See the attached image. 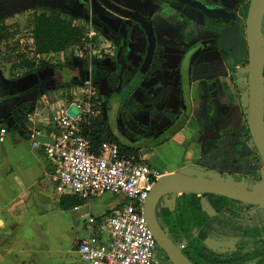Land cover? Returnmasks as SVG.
<instances>
[{"label":"crops","instance_id":"crops-1","mask_svg":"<svg viewBox=\"0 0 264 264\" xmlns=\"http://www.w3.org/2000/svg\"><path fill=\"white\" fill-rule=\"evenodd\" d=\"M127 1L149 14L158 38L154 60L141 87L151 95L158 94L161 100L167 88L173 91L171 95L178 89L183 91L181 86L175 89L172 78L180 64V46L188 47L206 36L201 19L189 8L164 0ZM46 10L72 16L86 27L90 18L95 17L94 23H99L124 46L134 48L133 67L141 63L147 43L144 32L133 31L131 22L110 12L100 0H13L11 4H0V20L5 16L21 21L24 15L33 16ZM100 36L111 46V52L101 61L114 69V46L105 35ZM136 37L137 44L133 40ZM29 41L32 45L33 40ZM71 51L63 53L65 61L75 63L72 69L64 68L65 61L59 65L44 60L36 74L22 71L12 79L0 71V130L6 131L0 136V264H82L78 248L95 231L89 219L99 221L127 202L124 196L104 195L84 201L71 194H61L53 182L54 167L45 148L34 146L35 131L54 140V113L66 109L71 100L70 89L82 84L85 78L80 67L85 59ZM183 62L188 63L187 59ZM224 67L214 55L200 57L192 65L191 77L186 74L182 78L185 83H191L189 99L193 116L188 126L166 143L154 147H148L149 143L138 145L142 147L139 157L160 169L164 176L194 166L203 152L211 151L220 137L233 130L236 117L245 109L246 104L238 102L230 79L221 73ZM103 90V87L99 89L100 94ZM127 111L129 120L123 123L124 112L120 121L130 126L137 121L138 109L132 105ZM214 112L216 119L211 116ZM111 133L116 137L112 129ZM75 199L79 203L73 205ZM213 240L216 242L212 243ZM226 240L216 237L208 245L223 252L225 249L220 245Z\"/></svg>","mask_w":264,"mask_h":264},{"label":"flooded vegetation","instance_id":"flooded-vegetation-1","mask_svg":"<svg viewBox=\"0 0 264 264\" xmlns=\"http://www.w3.org/2000/svg\"><path fill=\"white\" fill-rule=\"evenodd\" d=\"M172 4H176L182 7L189 8L192 10L197 19H201L202 27L205 30L206 36L203 39H198L192 43V45L188 47H184V45L180 46L182 50V54L179 58L180 64L176 66L174 72H176L172 78V84L175 89H178L181 86L183 91L177 90L175 95H171L170 88L166 90V96L164 100H161L158 94L151 95L149 90L145 87H141L144 80L138 87L127 94V87L130 82L134 78V76L138 73L139 68L143 62V59L146 55V51L148 48V40L146 37V49L143 55V59L139 66L136 68V65L133 67V60L136 53H134V48L129 49L128 45H123V43L117 39L113 34L106 31L99 23H94L96 25V29L99 31L101 35H105L108 40L114 46V59H115V67L114 69H110L103 64V61H96L92 68L91 76L94 80V83L98 89L101 87L104 88L102 94L99 92V102L100 107L102 108L101 115L108 122L107 111L111 109V105L117 106L118 110L115 114V122L117 124L116 128L118 131V136L116 138L123 144L128 145L133 152L134 155L140 156L139 152L142 147H139V144L149 143L148 147H154L157 144H163L170 141L173 137L181 133L188 126L189 122L193 116V107L190 101V87L191 83H185L182 81V78L186 76V74L191 77L192 73V65L204 54L214 55L217 59V62L223 63L225 66L221 73H225L226 76L230 79L236 93V97L240 104L245 102L246 107L239 114V116L235 119V126L233 130L226 133L224 136L220 137L214 144V148L211 151L203 152L202 155L199 156V161L194 163L195 168H200L205 171L215 172L220 175H226L231 177H240L241 181L246 179V182L250 184L251 182H259L262 180V173L264 170V159L262 158L259 150L256 147L255 142L253 141L249 126H248V103H249V75H248V53L247 47L245 46V53L243 56V60L240 63H235L232 60V57L229 55L228 51L225 48V41L223 40V36L220 31L229 25L220 22V21H211L207 20L204 16L202 10L196 7L180 5L173 0H164ZM201 4H203L208 9L215 10H225L229 14H234L236 20L233 21L234 24L242 23L241 33L243 36H246V21L244 12L250 8L251 0H195ZM248 17V15H247ZM99 25V27L97 26ZM156 31V30H155ZM264 34V19H263V28ZM157 35V34H156ZM134 43L137 44V37L133 39ZM158 42V38H157ZM157 49V44H156ZM156 54V50H155ZM154 54V56H155ZM184 59H187V64L184 63ZM154 60V57H153ZM152 60V61H153ZM83 62V63H82ZM81 62V70L83 71V75L88 74V66L87 62L83 60ZM66 63V64H65ZM75 66V63L71 61L64 62V68L72 69ZM101 67L104 69V73L98 74L96 72L97 67ZM44 71L47 72L44 68ZM149 72V71H148ZM235 72V73H233ZM148 74V73H147ZM234 74L237 77L234 79ZM11 77V76H10ZM182 81V82H181ZM236 85L240 88V92L237 91ZM45 86V85H44ZM40 90H44L43 87H40ZM124 93V98L120 101L113 102L110 104L111 99L113 101L119 95ZM170 94V95H169ZM160 100V102H159ZM134 106L137 111V121L129 125H123L129 119H126L130 115L128 113V106ZM113 108V107H112ZM126 112V116H124L123 123L121 120L122 114ZM215 119L217 118L216 112L213 113ZM221 115V114H220ZM219 115V116H220ZM220 121V119H217ZM215 120V121H217ZM110 130L112 129L109 125ZM133 132V133H132ZM127 143V144H126ZM131 144V145H129ZM136 145L133 147L132 145ZM246 148L247 152L245 155H242L241 149ZM254 191V190H248ZM263 192V191H256ZM182 196L183 194H170ZM168 196V195H167ZM201 196V195H198ZM205 199V198H203ZM207 200V199H206ZM204 203V202H203ZM253 209L249 210L243 216H248L250 214L257 213V207L264 208V206H253ZM255 207V208H254ZM157 204L154 209L155 219L160 226V223L157 218ZM209 208L208 200L207 207ZM210 211V210H209ZM214 215L216 216L215 212ZM147 218V217H146ZM148 220V219H147ZM149 223V222H148ZM161 227V226H160ZM162 229V227H161ZM164 234L167 236L166 232L162 229ZM199 230H195L193 232L194 236H197ZM217 238H227L234 240V246L230 249H234L238 238L224 235L219 232H212L206 240V245H208V241L211 239ZM169 239V238H168ZM170 240V239H169ZM188 240H183L179 245H175L180 250L185 249L188 245ZM158 244V243H157ZM212 249V248H211ZM160 247L156 250V254H158ZM158 256V255H157Z\"/></svg>","mask_w":264,"mask_h":264},{"label":"built area","instance_id":"built-area-1","mask_svg":"<svg viewBox=\"0 0 264 264\" xmlns=\"http://www.w3.org/2000/svg\"><path fill=\"white\" fill-rule=\"evenodd\" d=\"M84 42L82 48L75 49L87 62L88 74L82 84L70 89L71 100L66 109L54 114L55 144L36 142L35 137L41 133L35 131L34 146L45 148L54 167L53 182L61 194H71L84 201L104 195L124 196L127 201L99 221L89 219L95 231L78 248L82 264H156L158 244L146 218L145 203L163 173L144 157L124 154L117 143L103 144L98 155L92 152L91 142L83 134V126L97 115L95 105H100L91 72L94 63L111 52V46L102 40L92 21ZM39 59L59 65L65 61L58 53ZM72 106L80 110L76 118L68 114ZM5 133V129L0 130L1 137Z\"/></svg>","mask_w":264,"mask_h":264},{"label":"trees","instance_id":"trees-1","mask_svg":"<svg viewBox=\"0 0 264 264\" xmlns=\"http://www.w3.org/2000/svg\"><path fill=\"white\" fill-rule=\"evenodd\" d=\"M247 15L248 9L243 16L247 18ZM6 19L4 16L0 20V49L12 37ZM31 21L33 44L26 45L22 52H17L22 47L19 42L12 47L7 46L11 52H17L11 72L20 69L27 75L36 74L37 69L42 67L40 56L67 52L85 45L87 27L72 16L46 10L33 14ZM0 53L3 54L2 51ZM6 59L10 61L13 58L4 55ZM96 72L104 73V69L98 66ZM11 77L14 79L17 75ZM236 77L234 74V79ZM239 88L236 85L238 92ZM94 109L97 115L83 126V134L90 140L92 152L98 155L103 144L117 143L124 154H135L111 133L108 122L101 115L100 105L96 104ZM246 152V148L241 149L242 155ZM203 198L208 200L210 209L204 206ZM78 203L77 199L73 201V205ZM257 208L256 214L246 217L243 214L253 209L248 204L216 194H183L163 197L157 203L156 210L160 226L174 245H179L183 240L189 241L182 253L193 264H264V208ZM196 229L199 233L194 236ZM214 231L238 238L234 249L218 252L209 248L206 240Z\"/></svg>","mask_w":264,"mask_h":264},{"label":"water","instance_id":"water-1","mask_svg":"<svg viewBox=\"0 0 264 264\" xmlns=\"http://www.w3.org/2000/svg\"><path fill=\"white\" fill-rule=\"evenodd\" d=\"M12 1L0 0V4H11ZM100 1L110 12L131 22L133 31L141 29L148 40L146 55L139 71L126 89L127 94H130L141 84L151 68L157 44L156 31L149 14L144 13L141 8L134 7L129 1ZM173 1L180 5L199 8L209 22L220 21L229 25L222 29L220 33L225 41V48L235 63H240L243 60L245 46L247 47L249 62L248 126L251 137L264 159V34L262 31L264 0H251L246 21V36L241 33L242 23H233L236 20L234 14H229L225 10L208 9L195 0ZM90 19L93 23L96 21L95 17ZM101 95H103L102 92ZM79 113L80 110L76 106H72L68 111V114L73 118H76ZM35 141L44 144H55V140L44 135L36 136ZM214 174L211 171H205L200 168H185L180 173L163 175L151 190L150 196L145 203V214L156 241L165 254L163 258L165 261L168 260L169 264L193 263L182 253V250L168 239L155 219V206L163 197L170 194H216L248 205L264 206V191L242 190L224 181H217L213 178ZM207 176L210 179H206Z\"/></svg>","mask_w":264,"mask_h":264},{"label":"rangeland","instance_id":"rangeland-1","mask_svg":"<svg viewBox=\"0 0 264 264\" xmlns=\"http://www.w3.org/2000/svg\"><path fill=\"white\" fill-rule=\"evenodd\" d=\"M21 21H20V18L16 19L15 17L14 18H9V19H6V24L12 34V37L10 38L9 42L7 44H3L2 45V48L0 49V51L3 52L0 53V71L4 72V74L8 77H10L11 75H20L22 74L23 72L20 70V69H17V70H13L11 72V66L12 64L14 63L15 61V58L14 56L17 54V52H22L23 48L26 46V45H30V41L29 39L31 38V30H30V25H31V20H32V15H29V16H26L24 15L23 17H21ZM15 42H19V44L22 46L17 52H11L10 49L7 47H12ZM25 49V48H24ZM76 49H72V51ZM72 51L70 53H72ZM4 55L6 57L8 56H11V59L10 61H8L7 59L4 60ZM72 56V54H71ZM65 55L64 53L62 55L59 56V58H64ZM124 93H122L121 95L117 96L115 98V100L113 101V99H111L110 101V104H112L113 102H116V101H120L121 99H123L124 97ZM114 104V103H113ZM113 104L111 105V109L109 111H107V118H108V121H109V125L110 127L112 128V132L118 136V131H117V124L115 122V114L117 113V106H113ZM113 107V108H112ZM58 111L56 110L54 114H57ZM126 119H129V117L127 116ZM133 133V132H132ZM213 178L216 179L217 181H228L231 185L235 186V187H238L242 190H254V191H264V170H263V173H262V180L259 181V182H251L250 184H248L246 182V179L242 180L240 179V177H229V176H226V175H219V174H214L213 175ZM206 179H210L209 176L206 177ZM203 202H204V206L207 207V200L206 198L203 199ZM216 242V240H213L212 243ZM222 246V248L224 249H230L234 246V240H226L225 242H223V245H220ZM157 263H163L165 260H164V254H163V251L162 249L159 250L158 254H157Z\"/></svg>","mask_w":264,"mask_h":264},{"label":"bare ground","instance_id":"bare-ground-1","mask_svg":"<svg viewBox=\"0 0 264 264\" xmlns=\"http://www.w3.org/2000/svg\"><path fill=\"white\" fill-rule=\"evenodd\" d=\"M225 183H228V182H225ZM228 184H230V183H228Z\"/></svg>","mask_w":264,"mask_h":264}]
</instances>
